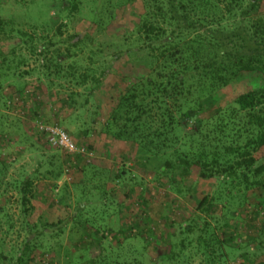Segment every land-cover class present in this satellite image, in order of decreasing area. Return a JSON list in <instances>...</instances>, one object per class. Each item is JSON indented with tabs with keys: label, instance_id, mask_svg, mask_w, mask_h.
<instances>
[{
	"label": "trees",
	"instance_id": "trees-1",
	"mask_svg": "<svg viewBox=\"0 0 264 264\" xmlns=\"http://www.w3.org/2000/svg\"><path fill=\"white\" fill-rule=\"evenodd\" d=\"M58 1L61 10L77 15L88 10L93 22L106 20L108 24L120 10L137 0ZM139 2L137 24L128 33L127 49L119 53L118 58L139 53L138 60L145 71L112 100L103 134L128 145L135 151L134 166L152 173L155 184L176 192L181 198L190 197L194 184L200 180H214L216 187L201 197L194 215L187 221L177 223L163 216L155 227L143 210L138 221L128 220L122 238L136 237L132 236L136 232L140 241L145 238L147 244L158 238L164 251L156 263L150 264H192L196 259L205 264H217L225 249L237 246L236 224H240L242 218L235 222L224 220L220 224V219H226L227 214L218 218L215 212L220 207L234 214L238 208H245L248 199L264 198V0ZM5 34V23L0 20V38ZM28 40L30 56L43 58L49 45L39 46L31 37ZM66 41L62 42L63 52L56 48L52 59L43 58L46 64H41L37 84L42 86V77L49 79L53 75L55 79L66 81L68 88L87 89V100L103 89L112 66L104 65L101 61L104 51L96 48L88 35H74L70 42ZM84 62L87 65L83 66ZM8 63L7 56L0 54L1 77L10 70ZM2 90L0 85V93ZM74 91L66 95L71 107L76 104L74 97H80ZM222 91L226 92L223 103L204 116ZM16 93L21 100L24 98L23 88ZM35 114L33 118H40ZM188 125L190 129L186 130ZM74 143L95 154L91 147ZM63 154L67 160L84 161L80 156ZM94 160L88 165L90 169L95 167ZM124 174L126 172L121 171L113 177L120 179ZM62 175L60 166L51 180L57 182ZM99 185L101 192L97 201L105 205L101 203L107 194L105 182L102 180ZM19 190L25 205L31 194V182L25 180ZM132 191L131 187L129 193ZM135 200L141 207L147 206L143 188ZM58 202L67 207L62 197ZM123 206H118L121 214ZM26 212L24 209L23 213ZM258 216L259 213H253L252 219ZM76 217L73 214L74 221ZM211 221L216 222L215 227ZM79 223L89 245H98L101 252L87 264H110L117 250L108 251L102 246L106 237L93 223L88 222V235L87 223ZM66 225L63 220L44 224L40 230H33L36 227L33 225L28 234L34 231L39 239L44 236L43 231L59 227L57 234L60 235ZM29 243L26 239L13 261V256L0 251V264L32 263L37 257L36 246L32 249ZM120 245L121 242L117 247ZM249 245L264 255V222L255 228ZM123 263L145 264L141 260Z\"/></svg>",
	"mask_w": 264,
	"mask_h": 264
},
{
	"label": "rangeland",
	"instance_id": "rangeland-1",
	"mask_svg": "<svg viewBox=\"0 0 264 264\" xmlns=\"http://www.w3.org/2000/svg\"><path fill=\"white\" fill-rule=\"evenodd\" d=\"M61 8L58 0H0V20L4 21L6 29V34L0 38V54L7 56L10 65V70L5 71L6 76H0L3 88L0 93V251L13 256V261L25 240L29 239L31 248L36 246L34 251L37 255L29 264H87L89 259L97 258L101 252L98 245H89L80 221L87 223V235L88 222L100 229V233L106 237L102 241L106 250H117L110 264H124L123 261L132 263L135 260L145 264L156 263L164 246L160 245L158 238L156 241L149 240V244L145 243V238L141 242L137 232L132 235L136 237L123 240L128 220L138 221L145 210L155 227L163 216L183 223L194 215L198 201L204 194L212 192L216 183L214 180L197 181L190 197L186 195L181 198L176 192L155 184L152 173L138 170L134 166L135 151L128 145L115 142L103 134L112 100L145 71L138 60L139 53L135 56L124 54L118 58L119 53L127 49L129 44L126 38L137 24L139 0L120 10L108 24L106 20L93 22L88 10L77 15ZM74 35H88L94 46L104 51V59H101L104 65L112 66L103 89L87 100V89L68 88L66 81L55 79L53 75L49 79L41 76L42 86L37 84L41 64H46L43 58L52 59L56 48L63 52L65 45L62 42H70ZM29 37L39 46L49 45L43 58L30 56L27 50ZM50 43L53 45L51 48ZM24 72L30 74L25 75ZM21 73L23 77H19ZM19 88L24 91L22 100L16 93ZM71 91L80 94V97H74L76 104L72 107L68 105L66 97ZM225 96L226 92L222 91L204 116L223 103ZM35 113L44 122L59 123L77 144L91 147L95 152V167L90 169L84 161L72 159L75 165L65 173L67 163L72 160L65 159L60 150L49 147L35 130ZM189 129L188 125L186 130ZM60 166L63 175L54 182L52 175L57 173ZM121 171L126 174L115 179L113 175ZM25 180L31 182V194L27 196L28 203L23 205L19 189ZM102 180L107 194L101 203L105 205L97 201ZM131 187L134 191L129 193ZM141 188L148 201L146 207H141L135 200ZM61 197L67 207L58 202ZM120 204L124 205L122 214L118 210ZM79 206H83V209L78 210ZM24 209H27L26 214L23 213ZM253 213H259L255 220L252 219ZM73 214L77 216L75 221ZM225 214L227 217L220 219V224L224 220L235 222L242 218L241 223L236 224L238 250L237 246L225 249L216 263L264 262L263 253L249 245L255 228L264 222V198L248 199L245 208H238L234 214L224 212L220 207L215 212L218 218ZM58 220L67 222L62 234H57V227L43 231L44 236L39 239L34 231L29 236L28 229L33 225L36 226L33 230H40V226ZM211 224L216 226L215 221H211ZM121 231L123 233L120 235ZM120 242L122 246L117 247ZM192 264L205 263L196 259Z\"/></svg>",
	"mask_w": 264,
	"mask_h": 264
},
{
	"label": "built area",
	"instance_id": "built-area-1",
	"mask_svg": "<svg viewBox=\"0 0 264 264\" xmlns=\"http://www.w3.org/2000/svg\"><path fill=\"white\" fill-rule=\"evenodd\" d=\"M34 128L49 147L73 157L80 156L87 164L94 158L93 152H88L84 147L76 145L57 123H46L41 118H35ZM73 165H75L73 160L68 162L64 169L65 173H68Z\"/></svg>",
	"mask_w": 264,
	"mask_h": 264
}]
</instances>
